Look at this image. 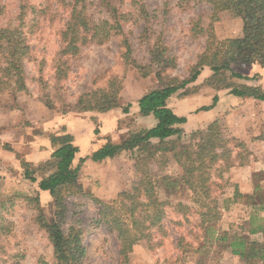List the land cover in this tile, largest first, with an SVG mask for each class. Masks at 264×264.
<instances>
[{
	"label": "rangeland",
	"instance_id": "rangeland-1",
	"mask_svg": "<svg viewBox=\"0 0 264 264\" xmlns=\"http://www.w3.org/2000/svg\"><path fill=\"white\" fill-rule=\"evenodd\" d=\"M73 1L64 0L65 4ZM130 2L123 0L122 13L128 14L132 9ZM143 2L150 16L144 18L130 11V17H126L122 24L131 45L130 59L123 57V38L117 35L103 45L82 47L80 59L68 62L67 76L58 80L54 73L61 58L58 55L60 32L69 18L70 7L62 5L59 0H0V25L14 19L19 11L25 9L22 31L31 52L30 59L23 62L24 87L17 88L13 81L3 79L4 85L0 89V264H56L48 236L36 222L37 210L28 199L35 196L33 185L19 177L22 173L20 164L25 161L23 153L17 151L15 144L2 141V138L42 136L41 125L53 114L43 106V102L52 101L56 108L73 104L84 92L106 88L109 78L115 75L122 82L120 96L123 102L136 101L157 86L154 77L156 69L150 62L149 54L151 46L157 41L176 57V68L165 73L183 79L189 76L192 67L204 53L209 36L215 48L216 44L241 33V21L233 10L219 13L213 21L212 8L205 2ZM86 4L87 13L93 20L110 17L105 8L98 6L99 0H86ZM11 21L12 25L17 24ZM233 69L250 78H234L233 82L259 87L264 91V78L253 67L235 66ZM211 74L209 71L208 76L202 77L201 73L197 79L201 84L188 85L185 95L181 91L182 94L175 95L174 101L190 98L196 93L206 95L209 92L206 96H215L217 91H225L215 90V86L204 83ZM242 101L241 112L233 114L234 108H231L225 113V126L221 120L217 121L221 139L228 141L231 160L225 163L222 159L216 166L203 169L202 177L206 179L204 184L212 185L211 189L215 191L212 196L219 200L221 192L229 194L234 186L238 187L234 181L240 178L237 170L254 164L252 173L247 168L244 176L253 180L255 194L243 198L245 205L234 204L230 210L221 212L218 220L213 219L208 223L211 230L206 232L207 225H202L204 218L201 214L207 212L209 200L197 202L196 196L181 180L183 173L180 166L168 156H158L149 163L147 170L157 199L163 203L162 231L153 229L149 237L145 233L136 235L129 264H247L246 260L231 254L228 243L234 236L248 240L256 238L245 232L252 218H260V221L252 222L253 226L264 224V207H258L264 206V164L259 162L264 161V139L260 138L264 134V104L250 98ZM86 117L93 118L89 113ZM132 121V117L123 120L130 130L122 138L129 133L142 132V127ZM238 138H250L251 142L248 144ZM181 141L190 143V138L186 135ZM83 150L86 153L84 147ZM100 164L96 168H92L89 161L84 165L79 182L85 194L67 198L69 214L62 223V229L66 233L72 226L84 229V264H119L116 234L111 233L105 225L97 224L100 206L92 198L107 203L116 200L121 192L131 193L141 181V167L137 154L128 152ZM226 164L230 165L226 167ZM43 204L46 218L51 219L52 209L44 201ZM224 235L228 240H218Z\"/></svg>",
	"mask_w": 264,
	"mask_h": 264
},
{
	"label": "trees",
	"instance_id": "trees-1",
	"mask_svg": "<svg viewBox=\"0 0 264 264\" xmlns=\"http://www.w3.org/2000/svg\"><path fill=\"white\" fill-rule=\"evenodd\" d=\"M144 0H131L130 11L138 16L148 18ZM182 1V0H181ZM197 3L205 2L211 6V18L228 10L235 11L240 19L241 33L234 38L225 39L224 42L215 44L211 36L204 53L192 67L189 76L179 78L166 74L167 70L176 68V57L171 55L168 48L157 41L150 48V62L155 67L154 77L157 81L155 89L147 91L136 100L140 116L152 115L157 121L156 125L144 133H129L126 138L118 143L108 141L100 149L93 152L89 158H80L74 163L79 148L73 143V137L62 128L56 132H42L44 138H48L53 145V152L49 158L34 166L21 162L22 173L19 177L23 181L37 184L33 198L30 199L37 210L36 222L43 229L52 245L56 264H84L86 260V247L84 243V229L76 226L69 228L66 233L62 229V223L68 216L66 200L69 197L83 196L85 193L79 182L80 170L87 159L100 163L105 159H114L122 152L137 154V162L141 167L142 178L139 185L133 188L131 193L121 192L113 202L104 203L97 198L93 201L100 206L97 224L105 225L111 233H115L117 247L119 249V264H129L136 235L144 234L149 237L153 229L162 231L163 203L156 196L154 184L147 166L158 156L170 158L178 164L182 170V181L185 186L196 196L197 202L209 200L207 212L201 214L202 225L206 224V232L211 230L208 223L218 220L221 212L228 211L242 195L236 186L232 195L221 192L218 200L212 195V185L204 184L203 169L216 166L222 159L226 162L231 156V150L227 142H223L218 130V122L215 121L203 131L183 133L181 125L187 122L185 116L176 115L168 107V101L172 96L182 92L185 95L187 86L197 81L202 71L207 68L211 76L204 83L215 86V90H229V93L241 99H254L264 102V91L259 87H252L233 82L232 79L250 80L234 71L233 67L249 66L256 64L264 68V0H195ZM62 5L70 8L69 18L60 32L61 48L58 55V63L55 77L64 79L69 71L68 62L80 59L81 49L89 44L103 45L111 38L122 35V45L125 49L123 57L130 59L131 45L123 31V23L128 14L120 10L123 0H99V7L105 8L109 14L108 19L93 20L87 13L86 0H74ZM25 9L11 20L17 22L12 25L8 19L0 25V89L2 80L13 81L17 88L24 87L25 59L29 60L31 52L27 39L22 31L24 27ZM211 28V27H210ZM15 79V80H14ZM122 90L121 79L115 75L109 78L107 87L95 89L81 94L73 104H66L56 108L52 101L43 102V106L53 112V115L66 114H91L94 116L106 114L113 110H120L128 114L132 106L129 102H123L120 92ZM182 91V92H181ZM213 104L200 110L208 111L217 102V96L212 98ZM95 134L98 130L94 131ZM188 135L190 143H182L181 138ZM264 139V134L261 137ZM193 141V143H192ZM227 165V164H226ZM225 165V166H226ZM230 165V164H228ZM228 165L226 167H228ZM225 167V168H226ZM47 192L50 200L48 205L52 211V218L47 219L39 192ZM31 197V196H29ZM203 201V202H204ZM213 215V216H212ZM249 225V234L252 237L258 232H264L262 226ZM80 223V221H79ZM165 233V232H164ZM218 240L225 242L228 237L224 235ZM228 248L234 256L246 260L247 264H264V233L260 238L245 239L235 237L228 243Z\"/></svg>",
	"mask_w": 264,
	"mask_h": 264
},
{
	"label": "crops",
	"instance_id": "crops-1",
	"mask_svg": "<svg viewBox=\"0 0 264 264\" xmlns=\"http://www.w3.org/2000/svg\"><path fill=\"white\" fill-rule=\"evenodd\" d=\"M253 67V69L256 71V73L260 74L261 77L264 78V68L259 67L256 64L250 65ZM209 75V71H202V77H206ZM204 79V78H203ZM194 83H197L196 85H200V80L195 81ZM193 84V83H192ZM192 87V86H191ZM200 89V93H201ZM209 92L206 93V95ZM192 94V93H191ZM203 93L198 95L197 93L194 95H191L190 98L181 99L178 101H174L175 96H172L168 101V107H170L173 112L178 116H185L187 118V122L183 125H181V129L183 130V133L189 134L192 131H204L208 128L210 124H212L215 121H220L225 126V113H228L231 111V108H234V112H241V109L243 107V99L235 97L229 93V90L225 91H217L215 93V96H217V102L214 104V106L208 110V111H202L200 110L203 107H208L213 104L212 98L214 96H206ZM205 96V97H204ZM201 101V102H200ZM258 102V101H257ZM132 106L129 110L128 114H123L120 110H113L106 114H100L94 116L93 118H87L86 114H77V115H53L48 116L44 123L41 125V131L42 132H56L61 130L62 128L65 129L66 133H69L73 137V143L79 148V152L76 155L74 163H77L80 158H87L89 157L93 152L100 149L103 145H105L108 141H111L112 143H118L125 133H128L130 129L126 128V125H124L123 120L127 119L129 117L133 118V124L138 125L142 127V132H146L147 130L153 128L157 121L152 115L149 116H140L139 115V108L136 104V101L131 103ZM261 104H264L262 102ZM185 109H187L185 111ZM90 117V116H89ZM122 121L121 126L119 127V122ZM95 123L97 124V127L95 128ZM122 128V129H121ZM78 130L80 132L78 133ZM98 130V133L95 134L94 131ZM141 132V133H142ZM82 134V135H81ZM122 136V137H121ZM2 141H9L12 144H15V147L17 151H21L23 153V157L25 159L24 162L30 163L34 166H38L40 163L46 161L50 154L53 152V145L49 141L48 138H44L43 136H34L33 138H22V139H15V138H2ZM241 139V141H244L245 143H250V138L247 140L246 138H238ZM1 141V142H2ZM16 142V143H15ZM83 147L85 148L86 153L83 151ZM257 157V156H256ZM257 159L259 160L260 157L258 156ZM112 159H105L104 161L100 163H105L106 161H110ZM90 162L92 164V168L100 167V163H95L87 159L85 163L82 165L80 170V176L79 181L81 177V173L84 170V165L86 162ZM263 162L264 161H260ZM95 163V164H93ZM21 166V164H20ZM254 167V164L251 166H244L240 167V169L237 170V173L240 178H237L235 183L238 185L237 189L238 192L242 195L241 198L238 199V202L235 204L236 206H242L245 205V202L243 198L245 196H251L255 194V189L253 185V180L251 178H247L244 176L247 174V168L251 172ZM263 169V168H262ZM95 170V169H94ZM252 173V172H251ZM33 185V191H35L37 184ZM234 191H231L229 195H232ZM42 203L43 201L45 204H47L50 200V197L47 192H39ZM259 208L261 209L264 206L259 205ZM252 208V207H251ZM264 209V208H263ZM225 213V211L223 212ZM224 216V215H223ZM223 218V217H222ZM255 220H259L260 218H254ZM262 226L264 229V224H257L255 227ZM249 229L245 232L248 234V236H251L249 234ZM262 231L258 232L257 234L253 235L252 237L260 238V236H263ZM244 234V233H243Z\"/></svg>",
	"mask_w": 264,
	"mask_h": 264
}]
</instances>
